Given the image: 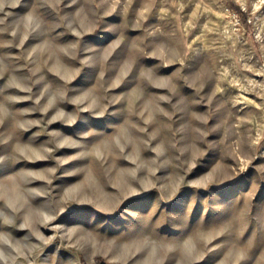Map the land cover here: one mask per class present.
Instances as JSON below:
<instances>
[{"label": "rangeland", "instance_id": "1", "mask_svg": "<svg viewBox=\"0 0 264 264\" xmlns=\"http://www.w3.org/2000/svg\"><path fill=\"white\" fill-rule=\"evenodd\" d=\"M0 264H264V0H0Z\"/></svg>", "mask_w": 264, "mask_h": 264}, {"label": "trees", "instance_id": "2", "mask_svg": "<svg viewBox=\"0 0 264 264\" xmlns=\"http://www.w3.org/2000/svg\"><path fill=\"white\" fill-rule=\"evenodd\" d=\"M237 11H240V8L234 4L233 6ZM241 12V11H240Z\"/></svg>", "mask_w": 264, "mask_h": 264}]
</instances>
